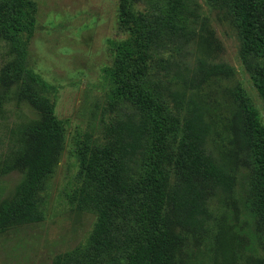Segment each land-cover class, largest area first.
<instances>
[{"label":"rangeland","instance_id":"1","mask_svg":"<svg viewBox=\"0 0 264 264\" xmlns=\"http://www.w3.org/2000/svg\"><path fill=\"white\" fill-rule=\"evenodd\" d=\"M36 28L30 36L25 73L11 71L15 55L0 35V202L22 183L21 161L31 143L25 130L41 124L48 112L62 121L63 148L41 193L45 219L36 224H11L0 230V264H54L83 245L95 215L72 200L77 163L76 132L100 137L107 121L104 107L111 67L109 41L123 40L118 30L117 0H34ZM138 9L159 14L169 0H139ZM176 29L161 43L169 66L160 79L170 90L192 96L203 108L210 127L206 149L228 171L232 188L216 190L207 202L208 218L200 232L184 229L169 206L165 219L172 264H255L264 255V225L254 188L252 151L240 140L242 98L259 111L264 103L250 82L238 23L229 8L206 0H179ZM172 34V35H169ZM27 73L39 77L31 82ZM163 76L165 78H163ZM171 179V187H173Z\"/></svg>","mask_w":264,"mask_h":264},{"label":"trees","instance_id":"2","mask_svg":"<svg viewBox=\"0 0 264 264\" xmlns=\"http://www.w3.org/2000/svg\"><path fill=\"white\" fill-rule=\"evenodd\" d=\"M139 2L117 0V26L126 38L108 44L112 64L105 70L107 121L100 137L78 132L73 137L77 172L72 200L76 208L94 214L95 222L85 243L54 264H172L167 208L182 228L200 232L210 194L232 188L227 169L206 149L210 127L203 108L160 79L159 71L169 66L160 55L161 43L176 29L174 21L179 23L180 1L169 0L152 15L140 11ZM229 8L240 28L244 55L257 61L254 70L248 66L249 79L264 103V0H233ZM36 11L34 0H0V35L15 55L11 71L18 76L25 73ZM27 77L41 82L31 73ZM41 86L47 89L43 82ZM241 104L240 140L253 153L264 225V123L247 98ZM24 132L31 139L21 161L24 178L0 202V230L44 221L41 193L63 148V123L50 111L41 124ZM255 264H264V255Z\"/></svg>","mask_w":264,"mask_h":264}]
</instances>
